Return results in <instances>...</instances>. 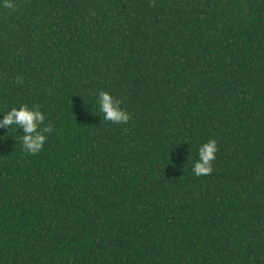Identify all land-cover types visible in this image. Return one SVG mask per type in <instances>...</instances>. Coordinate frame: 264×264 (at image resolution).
I'll list each match as a JSON object with an SVG mask.
<instances>
[{
	"label": "trees",
	"instance_id": "trees-1",
	"mask_svg": "<svg viewBox=\"0 0 264 264\" xmlns=\"http://www.w3.org/2000/svg\"><path fill=\"white\" fill-rule=\"evenodd\" d=\"M14 4L0 111L39 106L52 133L30 155L0 128V264H264V0Z\"/></svg>",
	"mask_w": 264,
	"mask_h": 264
},
{
	"label": "clouds",
	"instance_id": "clouds-1",
	"mask_svg": "<svg viewBox=\"0 0 264 264\" xmlns=\"http://www.w3.org/2000/svg\"><path fill=\"white\" fill-rule=\"evenodd\" d=\"M0 6L14 9V0H0ZM99 112L103 114L104 121L113 124H126L130 120V114L121 107L122 101L108 91H100L96 97ZM0 128L7 132L19 130L22 133L20 143L23 150L34 155L39 153L52 133V127L45 124V114L39 106L21 104L11 107L10 110L0 111ZM218 153V144L215 139H210L201 144L197 149V159L192 162L191 173L195 176L210 174L213 170V162Z\"/></svg>",
	"mask_w": 264,
	"mask_h": 264
}]
</instances>
